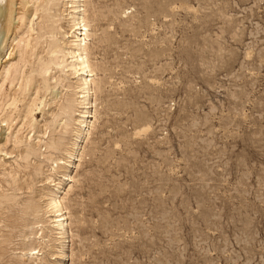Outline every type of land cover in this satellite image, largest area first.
Listing matches in <instances>:
<instances>
[{
	"label": "rangeland",
	"instance_id": "374dc122",
	"mask_svg": "<svg viewBox=\"0 0 264 264\" xmlns=\"http://www.w3.org/2000/svg\"><path fill=\"white\" fill-rule=\"evenodd\" d=\"M71 2L14 0L0 44V264H264V0Z\"/></svg>",
	"mask_w": 264,
	"mask_h": 264
},
{
	"label": "bare ground",
	"instance_id": "6f19581e",
	"mask_svg": "<svg viewBox=\"0 0 264 264\" xmlns=\"http://www.w3.org/2000/svg\"><path fill=\"white\" fill-rule=\"evenodd\" d=\"M73 2L71 3H76L77 1L79 2V0H72ZM14 0H0V44L3 42V40L5 39L4 36L8 34L9 30H10V27H11V24H12V20L14 16L16 15H19L18 12H15V9H14ZM82 3V2H81ZM79 5V4H78ZM75 6V5H74ZM68 7V6H67ZM78 7V6H77ZM80 7V6H79ZM84 5H82L81 8L78 9V11H73L71 13L68 14L69 18H68V23L70 24V28L69 30H71V35H72V38L73 39V43L74 45H76V50L74 52H68V54H65L66 55H75V53H80L79 55L77 56H74L73 58L75 60V63H71L70 64V67H77L75 68L76 70H73L74 72L76 71H80L82 72V75L84 76V74H86V76H84L83 78H80L78 80L79 82V87H81V90L79 92L80 96H78V98L80 100H83L82 102L84 103L85 101H87L86 103V107H84L85 109H89L91 107L89 106H92L91 105V102L87 100V98L89 96H93L94 95V92L92 91V86L93 85V80L91 79L94 74L90 68V64H89V60L88 58L86 57V49H87V46L85 44L86 40L88 39L89 37V29H88V26L85 22V18H84ZM16 8V7H15ZM72 8V5L70 6V9ZM23 11V10H22ZM76 12V13H74ZM22 14V13H21ZM67 16V17H68ZM19 21H20V25L22 24V21H23V17L20 15V18H19ZM68 26V25H67ZM16 29V28H15ZM70 35V36H71ZM3 37V38H2ZM20 46V45H19ZM8 48V47H7ZM67 53V52H66ZM71 58V57H70ZM72 58V59H73ZM9 67V66H8ZM8 67H4V68H0L1 71H0V75L1 76H4L6 77L7 76V73H8V70L9 68ZM93 69V67H92ZM70 71V69H69ZM19 72V71H18ZM72 72V71H71ZM73 72V73H74ZM72 73V74H73ZM77 74V73H76ZM18 83V82H17ZM79 90V89H78ZM77 98V99H78ZM31 99V98H30ZM92 101V100H91ZM42 104V103H41ZM79 105V104H78ZM69 106H66L65 109H68ZM92 110V109H91ZM82 112V111H81ZM83 116L82 118L84 119L85 117L86 118H92V115H90L91 113L88 112V111H85L82 113ZM81 124H84V127H81L79 128L77 131H76V135L74 136V140H72V143H71V147L69 149V153L68 156L71 160H73L74 158H77V148H78V141L79 139H81L83 136H86L88 134V129H86L89 125H90V122H86V121H82ZM85 126H87L85 128ZM34 146V145H33ZM66 153V152H65ZM66 155V154H65ZM65 158V157H64ZM68 158V157H67ZM70 160V161H71ZM54 161V160H53ZM59 161V160H58ZM68 161V160H66ZM63 162V161H62ZM65 162V161H64ZM55 163V162H54ZM53 163V164H54ZM57 163V162H56ZM70 163V162H68ZM61 165V164H60ZM53 166V165H52ZM71 166V165H70ZM54 168V167H53ZM51 174V173H50ZM71 179V178H69ZM48 180V179H47ZM68 180V179H66ZM60 183V182H59ZM63 183V182H62ZM48 185V184H47ZM53 185V184H52ZM57 185V184H56ZM51 186V184H50ZM57 188V187H55ZM60 189V188H59ZM58 189V191H59ZM60 192V191H59ZM54 193V192H53ZM52 193V194H53ZM55 196V194H54ZM50 198V197H49ZM48 204V207L52 208V209H55V213H58L57 214V221H55L56 225V230H59L61 231V233L59 234L60 235V239L64 236L65 234V230L63 229V227L66 225L64 224L65 221H67V218L66 216H64L65 214H61V211L63 210L62 208V204L61 202H59V200H56V197L55 198H51L49 200V203L47 202ZM50 211V210H49ZM48 211V212H49ZM19 212V211H18ZM54 213V212H53ZM56 215V214H55ZM41 222V221H40ZM66 223V222H65ZM54 225V224H53ZM54 227V226H53ZM68 234V233H67ZM57 242V241H56ZM33 253V252H32ZM35 253V252H34ZM30 254V253H29Z\"/></svg>",
	"mask_w": 264,
	"mask_h": 264
}]
</instances>
